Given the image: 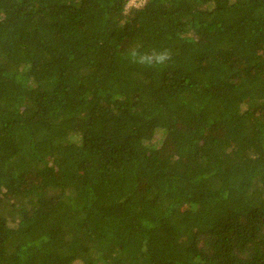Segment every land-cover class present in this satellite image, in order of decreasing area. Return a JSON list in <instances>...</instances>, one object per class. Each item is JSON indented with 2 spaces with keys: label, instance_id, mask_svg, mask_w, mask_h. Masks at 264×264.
Wrapping results in <instances>:
<instances>
[{
  "label": "trees",
  "instance_id": "trees-1",
  "mask_svg": "<svg viewBox=\"0 0 264 264\" xmlns=\"http://www.w3.org/2000/svg\"><path fill=\"white\" fill-rule=\"evenodd\" d=\"M129 1L0 0V264H264V0Z\"/></svg>",
  "mask_w": 264,
  "mask_h": 264
},
{
  "label": "clouds",
  "instance_id": "clouds-1",
  "mask_svg": "<svg viewBox=\"0 0 264 264\" xmlns=\"http://www.w3.org/2000/svg\"><path fill=\"white\" fill-rule=\"evenodd\" d=\"M128 58L132 63L142 65L144 67H162L172 58V54L168 49H152L147 52H140L137 49H132L128 53Z\"/></svg>",
  "mask_w": 264,
  "mask_h": 264
},
{
  "label": "rangeland",
  "instance_id": "rangeland-1",
  "mask_svg": "<svg viewBox=\"0 0 264 264\" xmlns=\"http://www.w3.org/2000/svg\"><path fill=\"white\" fill-rule=\"evenodd\" d=\"M142 4H144V0H130L127 7H130V6L138 7V6H141Z\"/></svg>",
  "mask_w": 264,
  "mask_h": 264
}]
</instances>
